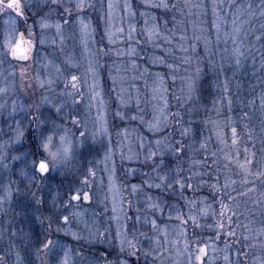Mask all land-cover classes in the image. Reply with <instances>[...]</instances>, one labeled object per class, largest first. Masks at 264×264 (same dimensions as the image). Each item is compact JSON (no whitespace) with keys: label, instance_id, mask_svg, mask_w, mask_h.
I'll list each match as a JSON object with an SVG mask.
<instances>
[{"label":"rangeland","instance_id":"374dc122","mask_svg":"<svg viewBox=\"0 0 264 264\" xmlns=\"http://www.w3.org/2000/svg\"><path fill=\"white\" fill-rule=\"evenodd\" d=\"M24 2L27 3L29 0H24ZM74 2L75 0H73V3ZM89 2L93 3L95 7L87 8L83 15H85L86 22H89L91 26L96 29L95 39L99 41L107 26L106 20L101 19V17L106 16L107 13V0H89ZM113 2L118 6L113 10L112 24L117 27H123L125 32L123 37L118 36L117 42L111 45L112 59H102L100 61L101 68L99 69L96 88V91L100 93V97L94 101L91 100L92 92L90 86L93 80L89 75L87 77V82L83 83L80 89L84 93V99L77 110L82 118V123H87L88 143L91 144V134L96 131L94 121L98 110H100V98L102 97L104 101L102 110L107 119V134H97V142L111 147V158L109 160L105 159V150L103 148H100L98 152L96 150L90 152L85 150L84 152L86 157L85 163L90 161L91 163L89 166L92 167L96 173L91 184V200L82 203L76 202L80 206L75 209H70L68 213H65L70 214L73 210L81 213L80 216L72 218L70 227L73 232L79 233L82 239H73L71 235H64L63 231L55 233L54 229L57 227L55 221L52 222L53 231L51 234L53 236L59 235L62 242L69 249H74L75 252L81 254L80 256L73 254L72 259L76 261V264H105V261H108L109 264H118V260L125 259L124 254L120 253L119 238L116 237L118 228L126 223L128 225V238L131 239L133 236V220L129 219L125 221L124 214L120 211V201L121 198H123V208L129 217L136 215L137 209H140L139 214L141 215V222L136 224L137 231H135L137 240L140 242V247L147 248L149 246L144 242V238L140 236V232H148L149 235L156 234L151 232L148 227H141L145 215H147L149 219L157 218L159 227L162 230H167L169 243L164 244V248L168 249V251L164 252V256L158 264H185V242L189 245V250H194L197 246L202 247L203 245H207V257H205L204 264H236L238 259L244 261V264H253L255 257L261 255V246L264 245V236H261L259 239L256 238V233L264 228V223L261 222V217L258 213L256 215H249L245 212V215L233 217L232 228L236 230L237 237L241 241L240 243H236L235 238L227 237L224 231L220 232L219 238H217V233L215 237L209 233V230L205 229L207 225L206 222L214 221L215 223V220L219 219L218 216L212 217L211 215V210H214L216 213L220 211V204L218 202L219 193L214 194L212 191L210 194L211 197L208 195L199 198L192 196L193 198L189 200L195 201L192 205L186 204L185 200L187 199H185L182 204L172 202L176 207L180 208L185 218H187L190 213L196 216L197 222L202 225V227H193L191 221H189L187 225H181V222L175 218L171 220L168 219L167 209H165L163 217H160L159 213L156 214V217H153L151 212L146 211V204L143 203V196L141 195L138 197L130 194V186L133 184L141 185L143 179H145L144 173L155 175L150 172L148 166L151 164V161H145V156L149 147H155V140L161 139L167 142L170 140L182 139L180 132L184 127L188 126V121L192 119V117L190 115L186 117L181 116V113L178 117H175V110L177 105L180 104V108H184L188 113L187 109L193 106L188 100V77L195 78L198 84L201 62L198 59H194V61L191 62L194 67L190 74L186 68L187 64L181 63L178 59L185 55V53L179 51H175L173 56L165 57L168 63L175 64V71L168 69L166 65L153 63V57L163 55L164 47H178L177 42L179 41V36L181 35L184 25H180L178 28L176 24L173 29H169L165 20L159 22V17L155 11L156 8L145 7V3L149 2V0H127V3L131 5V11L134 13L131 17L128 16L123 9L125 0H113ZM172 2L182 4V0H173ZM216 2L220 5V7L217 8V12L219 13L222 7H225V11L221 12L224 13V21L221 23V26L224 25L220 33L221 40L219 45L216 43L214 46L216 49V57L219 58L220 54H222L223 58L222 60H216L214 65L218 69L221 63L224 62V58L227 57L228 62L225 63V66L230 67V70L225 73H219L213 71V65L209 63L208 70L209 72H214V75L209 74L210 78L206 84L208 93L207 95H202L203 93L200 91L196 93L195 96V107L198 111V115L195 116V121L200 133L199 142L192 144V147L188 150V155L177 162L179 167L183 169L181 173L183 176L189 175L187 169L202 174L205 173L206 175L198 176L195 179L198 181L203 176L210 177V180L207 182L209 187L211 184L216 183L215 177L217 174L220 176L221 183H223L225 177L236 179L237 181L240 179V176L237 175L239 169L235 166V153L237 150L240 151L241 155L239 160L243 162V149L247 147V145L240 140V136L237 144L235 146L232 145L231 128L235 126L234 122L239 120V117L236 116L239 111L237 110L235 112L232 104H237L242 107L241 101L243 99L242 94L244 93L241 92L244 91L245 88L249 95L247 104L251 110L250 112L252 113L258 110L260 114H264V108L261 107V96L264 94V68L261 67L262 59L260 58L259 61L250 60L248 63L246 61H241L239 66L235 65L236 54L233 49L237 47V45H234L231 39H228L225 44L224 33L230 32L232 29V20L235 16L230 12L231 10L233 11V9L236 12V8H229V0H216ZM101 3L104 4L103 9L101 8ZM259 3L260 0H258L257 6ZM204 4V12H206V15H202L200 18L208 17L212 22L215 19L212 13V0H209V7L207 6V2ZM64 6H69L68 0H64ZM159 9L161 11L164 10L163 8ZM192 11L193 13H198L200 10L192 9ZM185 12H187V9H185ZM141 13H145V15L142 16ZM25 14L28 19L25 28L27 31L31 29L34 33L33 38L36 41L40 56H46L53 64L59 65L62 68L67 67L63 64L65 57H72L80 65L77 74H83L84 70L87 68V59L83 46L80 43L78 26L72 29L66 28L63 45L60 44L57 38L56 45L52 46L50 42L53 38H56L55 28L42 31L40 28L39 16L34 15L31 11H26ZM57 15L58 14L55 12L52 14L51 22L54 23L56 21ZM181 16L183 15H177L175 12V17ZM188 17L191 19V28L195 27L200 18L197 19L195 14ZM182 18H184V16ZM7 19L8 16L6 14H0V53L3 51L2 46L5 42L6 35L11 32L13 27L10 23H6ZM146 20L148 21L147 24H145ZM177 20L178 19H176V21ZM17 22L18 19L15 24V28L18 32L19 26ZM129 24L136 28V32L133 33V39L131 41L127 40ZM154 25L159 28L162 34H175L173 45H162L161 48H157L155 43L148 40L145 29L151 28ZM74 31L76 32V36L73 38L72 34ZM112 31H115V28H112ZM41 36L46 38V43L44 45H40L39 43ZM240 38L242 40V43L238 42L240 50L242 52L248 51L249 48L245 46V40H243L245 38L243 30L240 33ZM156 42L159 43V41ZM104 43L107 44L106 39ZM90 47H94V45L90 44ZM129 47L135 49L133 56L127 54ZM225 47L228 49L227 53L223 51ZM61 48H63V51L60 50ZM117 49L122 50L119 57L116 56ZM244 54L246 53L244 52ZM250 57L251 55L248 56V59ZM133 60L138 65V70L134 71L131 69ZM45 63V60L39 58L36 61H28V63L25 64L27 79L22 85L19 74L17 73L15 79V92L10 90L6 96L0 97V103L7 101L10 106L11 101L14 99L19 103L28 105L39 103L42 95H47L48 93L39 87L37 80L33 77L32 71H34L36 75L39 74L41 80H46L49 74L53 76L56 75L53 67H44ZM117 67L120 68L119 72L116 71ZM197 68L200 69L199 74H197ZM4 69H6L5 65L3 68H0V71ZM141 73H143V75H140ZM157 73L164 77V91L154 93L153 89L156 87L154 83L155 74ZM112 76L116 77L117 82L115 85H113ZM238 76H244V78H240L239 82L237 81ZM225 81H227V92L224 91ZM11 83L12 81L9 80V84ZM3 84V78L0 77V86H3ZM28 85L31 86L29 87ZM62 88L63 84L61 83L57 91ZM230 88L232 91H230ZM24 91L32 93L35 99H30L29 97L25 100L21 99L19 94ZM121 96L126 101L125 104L120 103ZM137 101L139 102V107H137ZM229 101H231V104H229ZM90 104L91 107H89ZM117 111H120L124 115L123 119L115 115ZM244 113L245 112L240 115L243 116ZM133 115L137 117L136 120L130 119ZM6 116L7 112H5L3 116H0V130H2L0 131V144L9 141L10 136L14 135V132L9 129V125L11 124L14 128L15 122L13 120H7V122H5ZM165 117L167 118L166 129H161L158 132L149 131V122H154L157 119L163 121ZM243 120L244 119L240 117V121ZM177 121H180V123L178 124ZM229 121H231V123ZM28 127L27 121H25L23 128L25 129L26 136L28 134ZM67 127L70 129V134H73L76 139H79V132L84 131L83 127L79 125L73 126L70 121L67 122ZM256 130L259 131L257 132L256 140L253 142H256V148L258 149L261 146V128L257 126ZM3 132H9V135H3ZM125 132L128 134L127 138H125ZM109 137L111 138L110 145L108 144ZM141 138L144 144L143 149L139 148ZM221 140H223V143H221ZM191 141L192 138L189 136L185 140V143H191ZM200 142L205 143V149L200 148ZM27 147H29V145L26 141H22L21 143H9L6 149L9 158L7 162L10 165L14 164L18 168V162L11 161V157L13 155H19ZM130 148L133 154L131 160L126 158ZM248 148L249 151H253L251 147ZM212 153H216L214 158L216 163H212ZM205 155L208 157L207 165L203 167L200 165L192 167V160H201ZM225 155L233 157V162L231 164L225 159ZM184 159L187 161L186 166ZM226 164H228L227 168L225 167ZM3 175L4 180L0 181V184L7 183L9 179L14 181H18L19 179L17 176H11L10 173H4ZM53 176H55V179L51 181V184L54 188L61 177L56 173H53ZM12 187L13 190H15L16 184H13ZM21 187H23V185H21ZM237 187H239V183ZM154 192L155 190H153V193ZM3 194V190L0 188V195ZM40 194L45 198L47 203L41 206L40 211L35 212L34 215L30 213L28 219L16 214V211H18V209H16V204L19 201V196L15 194V191L14 195L16 198L13 204L9 206L6 203L4 205L5 211L0 212V255H6L7 257L4 264H17V252H19L23 264H44V258H38L36 255V249L39 246L36 241L46 234V229L49 224L46 217L50 214L51 196L49 195L47 187L44 188ZM52 194L54 195L55 193L53 192ZM233 195H235V193H233ZM129 200L132 202L131 208L128 204ZM114 201L117 208L116 212H113ZM225 203H228L227 199H225ZM208 205H211L209 215L207 217L201 216L200 209L206 208ZM237 211L243 212L244 208L241 206ZM41 213H43V216H41ZM175 215L176 213L172 212V216L175 217ZM228 215H230V213ZM115 216H119L120 219H114L113 217ZM36 217L44 220L43 225H41L40 219ZM223 222L227 229L228 220L226 217ZM242 224H247L251 231H245L243 227H237V225ZM181 229L184 230L186 233L185 235H181ZM97 230L105 232L107 239H97L95 235ZM13 232H15L16 235H12ZM246 235L250 236L248 241L243 240V237ZM159 236L161 243H163V231L159 233ZM201 241H206V243L203 244ZM232 242L234 244H231ZM226 243L229 245L228 248H225ZM235 244L239 245L240 250L242 252H247L248 255L246 257L243 255L238 257L234 247ZM249 245H254V247ZM178 252L181 254L177 255ZM225 255L229 256V261H225ZM128 259L129 264H136L135 258H133L134 260ZM140 264H145L143 257L140 259ZM149 264H151V258H149Z\"/></svg>","mask_w":264,"mask_h":264},{"label":"snow or ice","instance_id":"6c2138e0","mask_svg":"<svg viewBox=\"0 0 264 264\" xmlns=\"http://www.w3.org/2000/svg\"><path fill=\"white\" fill-rule=\"evenodd\" d=\"M69 6H64V0H29L25 3L24 0H0V14H6L8 19L6 23H10L13 27L10 33L6 35L5 42L2 46L3 51L0 53V68H3L7 64V68L0 71V77L3 78L4 84L0 86V97L6 96L11 90L15 92V79L17 77L16 65L28 61H36L38 58L45 60V68L51 66L55 69L56 75L49 74L46 80H41L39 74L36 75L39 87L44 89L48 94L42 95L39 103L34 105H28L19 103L17 100H12L9 106L8 102L5 101L0 103V116H3L7 112L5 122L7 120H13L15 126L10 124L9 129L14 132L11 135L9 141H5L0 144V181L4 180V173H10L11 176H17L18 181L9 179L7 183L0 184V188L3 190V195H0V212H4V205L7 203L11 206L15 200V194L19 196V201L16 204V214L22 216L25 219L29 218V214L34 215L35 212L40 211V207L45 205L47 201L40 194L44 188H48L49 195L51 196V208L50 214L46 219L49 221L46 234L42 238H38L36 243L39 245L36 249L37 257L44 258V264H76V261L72 259L73 254L80 256L79 252H75L74 249H69L61 240L59 235L53 236L51 233L52 222L55 221L57 227L54 229L55 233L63 231L64 235H71L73 239L80 240L82 237L77 232L71 230L72 218L78 217L81 213L77 211H71L80 205L76 202H84L91 200V184L92 179L96 173L92 167L89 166L91 163H85V150L89 152L100 148L105 150V159L111 158V147L103 145L97 142V134H107V119L103 112L104 101L100 98V110H98L97 116L94 121L96 131L91 134L92 143H88V128L87 123H82V118L78 113V108L83 102L84 93L80 90L83 83L87 82V77H92L93 83L90 86L92 95L91 100H96L100 97V93L96 91L97 78L99 75V69L101 68L100 61L102 59H112V48L117 42V37H123L125 29L123 27H117L112 24L113 10L118 5L113 0H107V13L106 16H102L101 19L106 20L107 26L104 29L100 40L95 39L96 29L91 26L89 22H86L85 10L87 8H94L95 5L90 3L89 0H68ZM145 7L150 8H163L165 10L179 11L183 16L196 15L197 19L202 15H206L204 12L205 4L204 0H199L198 3H191L190 0H182V4L172 2V0H149L145 3ZM220 7L216 0H212V13L215 19L211 22L210 28L205 30L203 28L193 30V37L188 40L186 36L187 23L181 31L179 36L178 47H164L163 55L153 57V63L166 65L168 69L175 71V64L168 63L165 59L166 56H173L175 51L186 53L179 57V61L183 64H190L193 55H197V48L201 40L204 43V51L210 52L209 45L211 39L209 36L203 35L205 31L211 32V29H215L216 32V43L219 45L221 39V22L223 18L217 12V8ZM236 8L234 18L232 20V29L230 32L224 33V42L227 43L228 39H231L234 45H237L233 49L236 54L235 65L239 66L241 63L240 57L245 54L240 50L239 43H242L240 33L243 30L245 36L254 35L257 30L254 21L260 19L264 21V0H260L257 6V11L253 10L251 3L247 4L246 8V19L240 18L242 9L233 3V0H229V8ZM101 8H104V4L101 3ZM124 11L128 16H133L134 13L131 11V5L125 3L123 5ZM187 9V12H185ZM192 9H199L198 13H193ZM26 11L33 12L34 15H38L40 18L41 30L55 28L56 38L51 40V45L55 46L57 38L61 45L65 41V30L66 28L72 29L78 26L80 43L83 46L84 53L87 59V68L83 74H77L80 65L72 58L65 57L63 64L67 67L62 68L59 65L53 64L48 58L40 56L37 50L36 41L34 40V33L31 29L25 32H17L15 24L17 19L25 18ZM57 13L56 21L51 22L53 13ZM14 14V15H13ZM145 15V13H141ZM237 20H240V26H237ZM26 22V19H25ZM175 23H179L175 21ZM148 21H145L147 24ZM167 23V22H165ZM247 25L248 29L245 30L244 26ZM115 28V31H112ZM258 30L261 32L260 35L255 36L256 41L264 40V22L259 24ZM136 32V28L131 24L128 26L127 40L133 39V33ZM147 38L149 41L155 43L157 48H161L162 45H173V39L175 34L165 35L162 34L158 27L155 25L151 28L145 29ZM199 32L200 34H197ZM73 38L76 36V32H73ZM107 40V44L104 40ZM156 41H159L157 43ZM187 41V46L185 42ZM123 42V41H121ZM239 42V43H238ZM40 45L46 43V38L41 36L39 40ZM138 43V42H137ZM94 45V47H90ZM63 51V48L60 49ZM121 51L116 50V56L121 55ZM225 53L228 49H223ZM135 49L129 47L128 55L133 56ZM190 53V54H189ZM262 64L264 68V53H261ZM228 62V58H224V62L221 63L217 69L213 65V71L219 73H225L230 70V67H226L225 63ZM132 70H138V65L133 60L131 63ZM116 71L119 72L120 68L117 67ZM197 74L200 69L197 68ZM6 72V75H5ZM140 75H143L141 73ZM19 78L23 85V82L27 79V69L24 66L20 67ZM9 80L12 81L9 84ZM113 85L116 84V77L112 76ZM63 84V88L57 91L60 84ZM156 87L153 89L155 92L164 91L163 83L164 77L159 73L155 74ZM29 87L31 85H28ZM188 89V100L192 103V107L187 109L188 114L192 117L188 121V126L184 127L181 132L180 140L165 141L161 139L155 140V147H149L145 156V161H151L148 165L150 173H144L145 179H143L141 185L133 184L130 186L131 195L143 196V203L146 204V211L151 212L153 217L159 213L160 217L164 216L165 209L168 210V219L175 218L181 222V225H187L191 221L193 227H202L197 222V217L191 213L185 218L180 210L176 207L171 198H173L178 192H182L186 189H192V181L203 174L200 172H192L189 169V175L183 176L181 173L183 169L179 167L178 163L184 157L188 155L189 148L192 144L199 142V129L197 127L195 116L198 115V111L195 107V96L196 93L202 91L198 86L197 81L193 77H188L187 83ZM224 91L227 92V81H225ZM120 103L125 104L126 101L121 96ZM252 103V102H249ZM231 104V101H229ZM91 107V104L89 105ZM137 107L139 102L137 101ZM261 107L264 108V94L261 96ZM22 114V115H21ZM117 117L121 119L124 115L117 111L115 113ZM248 113L245 112L241 119L247 118ZM130 119L136 120L135 115L131 116ZM27 121L28 129L27 136L25 129L23 128L24 122ZM70 121L73 126H81L84 131L79 132V139L74 138L73 134H70V129L67 127V122ZM143 122V121H142ZM231 123V121H229ZM179 124L180 121H177ZM246 129L248 125L244 126ZM167 128V118L162 120H155L154 122L148 123V129L152 132H158L161 129ZM2 131V130H0ZM232 133V145H236L239 139V133L237 127L231 128ZM248 142L251 143L253 151H249L248 147L243 149V162H240L239 157L240 151L237 150L235 153L236 167L239 169L237 173L240 176L239 181L225 177L223 183L220 182V176L217 174L215 179L216 183L210 185L214 194L219 193L218 202L220 204V211L216 213L211 210V205L206 208L200 209V215L207 217L211 210L212 217L218 216L219 219L215 220V228L217 229V238H219L220 231H224L227 237L235 238L236 243H240V239L237 237V232L232 228L233 217L245 215V212L249 215H256L257 213L261 217V222L264 223V119L261 120V137H260V148H256V144L253 142V134L251 130L247 131ZM3 135L8 136L9 132H3ZM125 138H127V132H125ZM191 136V143H185V140ZM26 141L29 145L19 155H13L11 161L18 162L19 167L17 168L14 164L10 165L7 155V147L9 143H21ZM223 143V140H221ZM108 144H111V138L109 137ZM140 149L144 148L143 139L139 145ZM200 148L205 149L206 145L200 142ZM123 155V154H122ZM216 153H212L213 161ZM131 160L133 158L132 150L129 149V154L126 157ZM225 159L228 160L229 164L233 162V157L225 155ZM208 157L205 155L201 160H192V167L200 165L201 167L207 165ZM210 167V165H209ZM228 167V164L225 165ZM218 171V170H217ZM53 173H56L61 177L60 181L53 188L51 181L55 179ZM111 179V177H110ZM205 181L202 179L199 181L203 184ZM239 183V187L237 184ZM13 184H16L15 190H13ZM23 185V187H21ZM35 189V190H33ZM153 190L155 192L153 193ZM55 193L54 195L52 193ZM151 193V194H150ZM235 193V195H233ZM227 199L228 203H225ZM123 198L120 201V211L124 214L125 221L133 220L132 229L133 236L131 239L128 238V225L125 223L121 225L117 232L116 237L119 238L120 253L124 254L125 259L118 260V264H129L128 258H135L136 264H140L141 257L144 258L145 264H149V258H151V264H158L161 262V258L164 256V252L168 249L164 248V244L169 243L167 230H162L158 223L157 218L149 219L147 215L143 217V224L141 227H148V229L156 233L155 235H149L148 232H140V236L144 238L149 246L143 248L139 246V241L135 235L136 224L141 222L140 209H137V214L133 217H129L127 212L123 208ZM187 204L192 205L195 201H186ZM129 207H132V202L128 201ZM244 208L243 212L237 210ZM117 208L115 201L113 204V212H116ZM172 212H175V217L172 216ZM230 213V215H228ZM43 216V213H41ZM228 220L227 229L225 228L224 219ZM40 219L39 217H36ZM119 220V216L113 217ZM41 225L44 220L40 219ZM69 226V227H66ZM212 227V225H209ZM237 227H243L245 231H251L247 224L237 225ZM107 231V230H106ZM163 231L164 241L161 243L159 233ZM183 229H181V235H185ZM12 235H16L15 232ZM26 235V234H25ZM97 239H107L105 232L99 230L95 233ZM264 236V228L256 233V238L259 239ZM250 236H244L243 240L248 241ZM254 247V245H249ZM229 245L226 243L225 248ZM184 253L186 254L185 264H204L205 257H207V245L197 246L194 250H189V245L185 242ZM181 253L178 252L177 255ZM247 256V252L237 250V256ZM17 264H23V260L20 257L19 252L16 253ZM7 259L6 255H0V264H4ZM225 261H229V256L225 255ZM105 264H109L105 261ZM236 264H244V261L237 260ZM253 264H264V245L261 246V255L256 256Z\"/></svg>","mask_w":264,"mask_h":264},{"label":"trees","instance_id":"16d2710c","mask_svg":"<svg viewBox=\"0 0 264 264\" xmlns=\"http://www.w3.org/2000/svg\"><path fill=\"white\" fill-rule=\"evenodd\" d=\"M198 1L199 0H190L191 3H197ZM206 2H207V6L209 7V0H204V3H206ZM257 2H258V0H233V3L235 5L241 7V9H242V11L240 13V18L241 19H246L247 18V16H246L247 4L251 3L253 5V10L257 11ZM155 11H156V13H157V15L159 17L158 21L162 22L163 20H165V22H167L166 24H167L169 29H173L176 24H177L178 28H179L180 25L181 26L184 25V27H185V24L187 23V32L185 34H186L188 40H191V38L193 37L194 27L191 28V26H190L191 25V22H190L191 19L188 16H184V18H182L183 16L175 17V12H176L177 15L181 14V13H179V11H172V10H165V9L163 11H161L160 9H155ZM224 11H225V7H222L221 10H219V15L222 18H223L224 13H221V12H224ZM230 13L234 14L235 10L234 9H233V11L231 10ZM174 18H175V21H176V19H178L177 21H179L180 24L179 23H175L174 22ZM233 18H236V17H233ZM223 21L224 20H222V22ZM261 22H264V21H261L260 19H256L254 21V23H255V26H256L257 30L254 32V35L245 36V38L243 39V40H245V46H247L249 49H248V51H244L246 54L244 55L243 58L240 57L241 61H246L247 63L250 60L251 61H259L260 58H261V53H264V40H261V41H256L255 40V36L261 34V32L258 30L259 24ZM210 24H211V20L208 17H202V18H200L198 20L197 25L195 26V29L203 28V29L207 30V29L210 28ZM237 26H240V20H237ZM223 28H224V25L221 26V30H223ZM244 29L247 30L248 26L245 25ZM197 33L200 34L199 32H197ZM203 35L209 36L210 39H211V43L209 45L210 52L206 53L204 51V43H203V40H201V42L199 43V46L197 48V50H198L197 51V55H193L192 61H194V59H198L201 62V72L199 74L198 84H199V86L202 89V93H203L202 95H207L208 92H207L206 84H207V82L209 81V78H210L209 74L214 75V72H209V70H208L209 63L214 65V62L216 60H222L223 55L219 53L220 57L219 58L216 57V49L214 48V46L216 44V32H215V30H212V32H210V33L208 31H205L203 33ZM185 46H187V41L185 42ZM185 55H186V53H185ZM249 55H251V57L248 59ZM193 67L194 66L191 63L187 64L186 68H187L189 74H190L191 70L193 69ZM240 78H244V76H238V80L237 81L240 82ZM230 91H232L231 88H230ZM247 92L248 91L246 90V88L244 89V91L241 92V93H244V94H242L243 95V99L241 101V106L242 107H240L237 104H235V105L232 104V107H233L235 112L237 110L239 111L236 114V116L239 117V120L237 122H234V124H235L234 127H237V130H238V133H239V136H240V140L245 145H247V147H251L252 148L251 143L248 142L246 133H247L248 130H251V132L253 134V138H254L253 141L256 140L257 132L259 131V130H256V128H257V126L259 128H261V120L264 119V114H260L258 112V110H256V112H252V113L250 112L251 110L249 109V107H248L249 105L247 104V98H249V95L247 94ZM231 99H232V97H231ZM183 103H184V101H183ZM180 107H181V105L178 104L177 107H176V110H175V113H176L175 117H178V115L180 113H181V116H184V117L189 115L184 108L182 109ZM240 112H242V113L243 112H247L249 115H248L247 118H244L243 121H240V117H242L240 115L242 113H240ZM245 125H248L247 129L244 127ZM254 143H256V142H254ZM186 165H187V161L185 160V166ZM187 170L189 171V169H187ZM191 171L194 172V170H191ZM203 175H206V174L203 173ZM201 179L203 181H205L203 184L199 183V181ZM201 179L198 180V181L196 179H194L193 180V188L184 190L182 192V194L178 192L173 198H171L172 202H177L179 204H182L185 199H187L188 201L190 199H192L193 198L192 196H196L197 198H199V197L208 195V196L211 197L210 194L212 193V189H210V187H209V185L207 183L210 180V177L203 176V177H201ZM191 193H194V194H191ZM187 200H185V201H187ZM206 224L207 225H206L205 229L209 230V233L212 236L214 235L216 237L217 229L214 226L215 225L214 221L206 222ZM209 225H212V227H209ZM203 231H205V230H203ZM220 232H222V231H220ZM215 237H214V239H215ZM201 243L204 244V243H206V241H201ZM231 244H234V243L232 242ZM234 247H235L236 251L240 250L239 245L235 244ZM130 260H134V259L130 258Z\"/></svg>","mask_w":264,"mask_h":264},{"label":"flooded vegetation","instance_id":"af4514ba","mask_svg":"<svg viewBox=\"0 0 264 264\" xmlns=\"http://www.w3.org/2000/svg\"><path fill=\"white\" fill-rule=\"evenodd\" d=\"M14 15V14H13ZM25 19H26V22H25ZM27 23H28V19L26 18V14H25V18H20V19H18V22H17V24H18V26H19V28H18V32H25V34L27 33V30H26V25H27ZM28 63V62H27ZM5 66H6V68L8 67L7 66V64H5ZM21 66H24L25 67V63L24 62H21L20 64H17L16 65V71H17V73L19 74V70H20V67ZM33 68L35 69V67L33 66ZM33 72V77L35 78L36 77V73L34 72V71H32ZM19 96H20V98L21 99H26V98H30V99H32V98H34L35 99V96L34 95H32V93H30V92H28V91H24L23 93H20L19 94Z\"/></svg>","mask_w":264,"mask_h":264}]
</instances>
